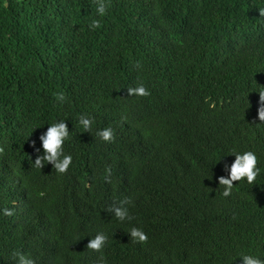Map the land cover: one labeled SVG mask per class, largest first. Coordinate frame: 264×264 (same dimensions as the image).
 Returning a JSON list of instances; mask_svg holds the SVG:
<instances>
[{
    "label": "trees",
    "instance_id": "16d2710c",
    "mask_svg": "<svg viewBox=\"0 0 264 264\" xmlns=\"http://www.w3.org/2000/svg\"><path fill=\"white\" fill-rule=\"evenodd\" d=\"M100 2L0 0V264L17 252L36 264L264 258V0H104L103 15ZM140 83L151 94L129 95ZM58 119L71 131L64 173L33 164ZM233 148L255 151L262 172L225 197ZM126 197L133 219L120 221L108 209ZM100 231L104 248H87Z\"/></svg>",
    "mask_w": 264,
    "mask_h": 264
},
{
    "label": "clouds",
    "instance_id": "9594fccd",
    "mask_svg": "<svg viewBox=\"0 0 264 264\" xmlns=\"http://www.w3.org/2000/svg\"><path fill=\"white\" fill-rule=\"evenodd\" d=\"M258 9L260 12L259 17L264 18V6H261ZM107 10V4L104 2V0H101L97 8L98 13L103 15L107 12ZM99 24V20H93L92 22L93 27H98ZM127 91L129 95L148 96L151 94L150 89H148L143 83H140L134 87H128ZM255 91L259 93L260 101L257 110L258 118L260 122H264V88H260ZM56 96L60 101L65 99L63 92L56 93ZM79 124L82 126L84 131L91 132L93 127V118L85 114H81L79 117ZM97 135H99V137L105 141H112L115 139V132L112 127L99 129L97 131ZM70 138L71 131H69L67 119H58L55 122L49 124L46 131L42 132L39 136V139L42 142L43 154L36 157L33 163L34 166L41 169L46 163L50 162L57 172H67L70 165H72L73 156L71 153L65 152L64 144L65 141ZM32 143L35 145V141H32ZM37 151L39 152L40 149H37ZM229 153L234 154L235 159L230 164H225L224 166L228 174L226 176L221 175L218 177L219 185L224 186L222 194L225 197L230 196L234 187H236V183H234V181H242L246 178V182L250 185H253L255 184L257 177L262 172L261 167L258 166L259 158L255 151L251 149L238 151L233 148L229 150ZM221 157L222 156H219L215 163L220 161ZM105 171L107 175H105L104 179L106 181H110L111 168L109 167ZM130 199V197H126L118 205L110 206L108 211L114 213L115 217L120 221H131L133 216L131 215L129 208L126 206L130 202ZM2 211L5 215L10 216L13 214L14 209L4 208ZM129 233L131 237L138 241H146L148 239L147 233L140 227L133 226ZM108 238L109 237L105 232L100 231L94 237H91L87 244V248L100 251L104 248ZM15 256L18 258L17 264H36V259L30 254L17 252ZM238 257L241 258V264H264V258L252 253L242 252L238 254ZM100 264H107V262L106 260H101Z\"/></svg>",
    "mask_w": 264,
    "mask_h": 264
}]
</instances>
